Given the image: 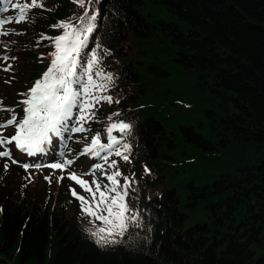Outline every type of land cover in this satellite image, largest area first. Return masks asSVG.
<instances>
[{
	"label": "trees",
	"instance_id": "trees-1",
	"mask_svg": "<svg viewBox=\"0 0 264 264\" xmlns=\"http://www.w3.org/2000/svg\"><path fill=\"white\" fill-rule=\"evenodd\" d=\"M93 4L99 28L86 51L101 44L108 89L121 92L110 114L134 124L130 164L152 173L134 175L130 204L145 210V228L130 234L150 239L100 249L64 182L50 203L56 191L28 198L3 171L0 264H264V0ZM44 6L32 14L84 11L72 0ZM155 182L166 184L159 193ZM190 217L201 219L185 227Z\"/></svg>",
	"mask_w": 264,
	"mask_h": 264
},
{
	"label": "snow or ice",
	"instance_id": "snow-or-ice-1",
	"mask_svg": "<svg viewBox=\"0 0 264 264\" xmlns=\"http://www.w3.org/2000/svg\"><path fill=\"white\" fill-rule=\"evenodd\" d=\"M72 3L84 9L79 17L57 21L50 25L51 28L61 29L60 35L49 37L40 34L36 41L38 47L43 40L50 41L53 51L50 57L49 67L41 77L36 79L33 86L23 93L15 102V107H6L5 98L0 97V111H7L10 116L0 122V159L4 160L3 169L7 173L12 165L22 167L28 175L26 180L33 181L34 170L38 173L43 169H50L49 175L44 177L50 185L52 175L59 171L56 177L60 184L65 178L74 182L86 195L78 193L75 188H69L70 194L79 202L81 214L88 217L92 227L86 229L89 237L100 249H108L117 245L129 248H137L141 240L148 241L150 237L141 236L140 232L130 234L131 229L143 230L145 223L142 212L138 206L133 207L129 202L130 191H135L133 185L137 183L134 174L125 176L118 166L116 159L119 157L124 162L131 163V157L136 148V136L134 124L118 119L121 113H112L107 119L110 121L105 128L106 143L100 132L90 137V143L76 153L75 158H69L72 149L69 141L76 134H84L83 139L88 140L91 128L87 127L91 122H97V106L105 101L108 104L119 103L110 95L102 93L108 90L113 81L110 73H104L102 68L103 57L99 54L100 43H96L90 51H86L90 39L98 30L100 20L99 9H91L93 3L99 4L100 0H72ZM5 5L0 11H7L8 6L18 10V15L0 18V36L23 35V32L15 30L3 31L6 24L21 22L34 23L37 17L29 18L32 9H45L44 0H31V3H13L12 0H0ZM16 41H5L0 47L5 49L0 54V62L6 67L0 70L13 72V65L8 61L17 59L9 56L10 44ZM40 59H43V54ZM15 79V76L12 77ZM10 84L11 80H6ZM22 106L23 116L19 117L17 107ZM14 128V134L8 136L5 129ZM118 133V135H114ZM80 143L79 139L75 140ZM29 160L21 162L13 157V147ZM54 155L56 159L49 161L47 158ZM80 156H87L97 161L86 171H78L73 165ZM146 175L151 170L145 166ZM99 173V175H97ZM91 175L89 182L83 177ZM3 179V176H0ZM123 180V183H121ZM106 181V183L104 182ZM22 188L27 184L21 185ZM4 209L0 207V213ZM151 227L147 231L151 232Z\"/></svg>",
	"mask_w": 264,
	"mask_h": 264
},
{
	"label": "rangeland",
	"instance_id": "rangeland-1",
	"mask_svg": "<svg viewBox=\"0 0 264 264\" xmlns=\"http://www.w3.org/2000/svg\"><path fill=\"white\" fill-rule=\"evenodd\" d=\"M13 3H31V0H12ZM47 3V0H44V4ZM93 9H97V6L95 7V4L91 5ZM5 5L0 4V8H4ZM154 11L156 12L155 6H151V8L147 7L144 9V12ZM44 12H42L43 14ZM160 16H164L163 12H158ZM18 15V10L12 9L10 6H8L7 11H0V18H7V17H14ZM34 16L32 14V10L29 12V18ZM37 17L35 20L36 22H41L40 27L35 25L34 23L29 22H21L19 24L16 23H10L6 24L2 27L3 31H9V30H15L16 32H23V35H13L10 34L8 36H0V45H2L5 41H16L15 44H10V51H8L9 56H15L17 57L14 61H8V63H11L13 65V72H6L3 70H0V97L5 98V106L6 107H15V102L21 99L20 96H18V93L27 92L34 84L36 79L40 78L42 73L46 71V69L49 67L50 64V57L49 53L52 52L54 49L48 40H43L40 45L36 46V41L39 38L40 34H46L49 37H55L57 35H60L62 30L61 29H53L50 27V25L56 24L57 21L53 18L51 20H48L46 17L41 15H35ZM64 20V19H63ZM5 49L3 47H0V54H4ZM43 54V59L41 60L40 57ZM3 67H6V64L4 62H0V69ZM15 76V79H12V77ZM6 80H11L10 84H6ZM120 88L117 90H111L108 89L105 92H103V95H110L113 97V100H117L120 97ZM115 105L112 103L111 105L108 104L105 101H102L97 106V116L98 121L97 122H91L89 125H86L87 127L91 128V132L88 133V140H84L83 136L84 134H76L74 139L69 141V147L72 149V154L69 158H75L76 153H78L87 143H90V137L91 135H94L96 132H100L103 138V141L106 143V134H105V128L110 123L107 119V117L110 115L111 111L114 109ZM17 113L19 114V117L23 116L22 106L16 108ZM10 114L7 111H0V122L5 121L8 119ZM5 134L8 136H11L14 134V128H8L5 129ZM79 139L81 142L76 143L75 140ZM13 147V157L15 159L20 160L21 162H24L26 157L19 153V151L14 149ZM3 150V149H0ZM49 161H54L56 157L54 155H50L47 158ZM111 159H116L118 162V166L120 170L123 172L125 176L132 177L133 174L136 175L137 173L144 177H152V173L149 175H146L144 172L143 167L140 165H134L127 162H124L119 157H111ZM97 161L89 159L87 156H80L79 159H76L75 164L73 167L78 171H86L88 168L91 167L93 163ZM3 163L4 160L0 159V173L4 171L3 169ZM10 169L5 175H8L10 180L13 184L19 186L27 184V187L22 188V192L26 197H32L37 196L39 199H43V201H47V196L51 193L56 191V197H51V200H49L50 203H54L59 199L63 192L62 188H64L63 184L57 183L56 177L60 175V172L57 171L52 175V183L49 185L44 177L46 175H49L51 172L50 169H43L42 171L36 173L34 170H29L30 172H33V181L29 183L28 180L25 179V177L28 175L25 173L24 169L22 167H19L18 165H12L9 161ZM99 175V173L97 174ZM190 176H184V174H180V178L185 181L189 179ZM85 180H88L89 182L92 180L91 175H87L83 177ZM152 179V178H151ZM62 182L66 184V188L69 189L75 188V190L82 194L83 191L79 188L78 185H76L74 182H70L67 178H65ZM106 183V181H104ZM121 183H123V180H121ZM166 184H161L160 182H155L153 184L151 191L161 192L162 188ZM134 188V185H133ZM132 194V191H130L129 194V202L131 203L130 195ZM44 197V198H43ZM59 197V198H58ZM186 211L188 210L187 207H184ZM189 212V211H188ZM195 219H201L200 217H194L189 218L185 222V227L192 225L195 222ZM84 221L86 223H89L88 217L84 216Z\"/></svg>",
	"mask_w": 264,
	"mask_h": 264
}]
</instances>
